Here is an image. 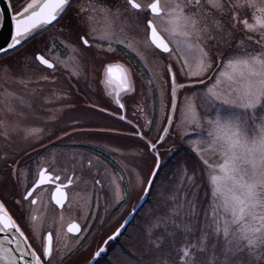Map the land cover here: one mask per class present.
I'll use <instances>...</instances> for the list:
<instances>
[{"label":"rangeland","instance_id":"obj_1","mask_svg":"<svg viewBox=\"0 0 264 264\" xmlns=\"http://www.w3.org/2000/svg\"><path fill=\"white\" fill-rule=\"evenodd\" d=\"M19 1L14 0L13 4L11 3L12 7L16 6L13 7L15 13L29 2L28 0ZM121 1L123 7L127 9L123 10L124 15L120 14L114 20L103 17L102 24L93 26V29L97 31L95 35L101 37L103 42L111 43V40L107 42L106 38H103L102 34L105 32H99V30L106 25L113 27L116 31L118 28L115 26H120L122 28L120 32L115 33L123 34V38H119V41L138 50L137 55L145 69L144 87L156 88L158 93L155 95L157 100L154 102L151 93L145 90L144 95L139 97L141 98L140 103L133 106L145 131L153 124L151 123L153 107H156L157 112H155L157 116L155 127L152 128V135L155 132V136L158 131L162 133L172 113V107L176 110L169 134L173 138H168L166 142L163 138L157 152L154 151L157 155L156 159L160 160L155 175L157 180L155 195L142 212L140 220L129 230L128 241L132 244V251L125 252L124 255L118 253L112 255L107 263L112 264L114 261L121 264L123 261L124 264H174L172 260L169 261L166 258L169 250L162 254L161 249H166L164 241L167 237L173 238L182 234L179 247L180 259L177 264H184L187 258L183 256V252L188 251L191 256V245L198 242L202 231L212 224L213 219L219 222L220 229L215 234V240L230 241L232 237L226 236L224 232L225 221L229 222V228L239 226L244 231H250L259 225V214L264 213V208L257 207L256 219L249 216L247 210L234 217L229 207L242 196L243 185L259 179V173L264 169V164H261L259 160V154L246 153L241 149L226 152L217 145L206 142L204 138L207 137V133L202 132L194 123V118L209 119L215 117L217 113L244 118L245 109L243 108H233L217 103L207 110L208 116H203L205 110L197 107L202 103L198 94L204 87L197 81L205 71L201 63L200 49L206 48L214 61L213 67L207 73L213 81L209 83V87H213V90L221 96H226L229 92L243 94L249 82L254 78L250 77V70L237 61L248 58L249 54L259 56L264 53V27H261L264 23V0H199V5H196L195 0H191L192 7L185 9V15L198 20L196 29L191 26L185 27L182 20L172 22L179 16L178 12L173 11L174 5L186 3L187 0H159L161 7L167 5L171 15H162L159 18L150 16L148 19L153 21L158 32L172 45L176 60L186 72L188 87H190L185 92L177 89L175 94L172 92V81L169 85L167 76L161 71L162 63L165 61L163 57L171 61V56L169 54L163 56L151 48V43L145 36L147 33L145 22L144 27L140 25V21H137L135 17L136 12L128 8L125 0ZM138 1L139 4L145 6L153 0ZM214 2L220 7H213ZM249 3L255 4L256 7H249ZM98 6L96 1H90L89 8L93 17L99 12L95 10ZM146 10L145 7L142 13H138L144 15ZM106 34H110V31L106 30ZM208 36L213 38L209 40ZM112 39L114 43L118 38L115 36ZM96 47L99 50L113 51L110 46H102L101 49L100 46L94 45V48ZM37 54L51 61L56 70H64L73 77L75 75L77 78L84 79L95 69L83 45L73 42L67 33L65 36L59 35L58 28L31 38L19 50L0 58V136L16 139L18 142L21 141V137L30 136L22 140V145H20L22 149L35 144L40 139L38 136L43 135L42 127L47 123H42V121L46 120L47 111H49L47 121L50 123L46 130L53 132L58 128L52 124L57 121V111L60 112L61 109L52 108L53 104H61V101L65 104L71 103V98L67 96L60 97L57 94L56 97L52 96L49 89L55 86L54 80L51 81L53 71L44 68L36 61ZM219 54L223 59L218 65L216 61ZM230 62L233 64L232 67L228 66ZM49 71L52 72L49 73ZM217 82L218 87H216ZM64 87L67 88V85ZM52 97L58 102H52ZM46 101H49V110L44 109L47 107ZM69 112L71 114L63 112L61 116L65 114V118L76 119L77 115ZM257 112L260 114L258 110ZM261 126L260 121L256 122L255 128L249 124L243 132L244 140L250 143L256 139ZM60 129L58 128L59 131L63 130ZM65 135L67 136L68 132ZM180 145L187 147L193 153L196 168H192V165L188 166L187 159L174 166L167 165ZM147 147L148 149H143L140 145L130 142L128 147L123 152L121 151V159L126 163L127 181L133 196L137 194V188L140 189L141 195V188L146 185L142 183L144 177L148 176L150 179L152 176L150 171L154 162L148 150L153 149L149 148L150 146ZM181 157L180 160H182ZM4 162L6 161L2 163ZM163 165H165L164 168H162ZM168 167L171 171L166 170ZM201 174L204 175L209 188L207 191L209 200L204 206L202 201L206 200V190L202 189V184L198 181ZM89 180H93L91 176ZM89 188L90 183L85 186L84 191ZM12 190L13 187L8 177L0 173V191L10 194ZM257 191L264 192V186L258 185ZM87 196L85 194L83 199L76 197L70 199L67 208L60 213L59 221L61 218L64 221L72 218L83 219L87 208ZM241 215L248 216L246 224L242 222ZM153 224L157 226L152 227ZM216 250L219 251V246ZM89 251L93 253V250ZM210 256L211 253L207 257L201 256L200 258L203 260ZM219 264H227V261L221 258Z\"/></svg>","mask_w":264,"mask_h":264},{"label":"flooded vegetation","instance_id":"obj_2","mask_svg":"<svg viewBox=\"0 0 264 264\" xmlns=\"http://www.w3.org/2000/svg\"><path fill=\"white\" fill-rule=\"evenodd\" d=\"M90 1H96L98 4L100 2L73 0L71 7L66 9L60 20L43 32L58 28L59 35L65 36L67 33L73 42L83 45L90 63L95 66L90 75L82 79L75 75L73 77L64 70H56L51 61L53 64L51 69L42 65L53 71H49L53 76L51 81L54 80L55 83V86L49 89L52 96L56 97L57 94L60 97L71 98V103L65 104L61 101V104L52 105V108L61 109L60 112L57 111V121L52 126L56 125L63 130L59 131L58 128L53 132L46 130L50 123L47 121L49 117L47 111L46 120L42 121L47 123L42 127L44 136H38L40 139L38 138L39 141L35 144L22 149L20 146L22 140L30 136L21 137L20 142L0 136V173L8 177L13 187L10 194L0 191V200L14 221L22 226L21 231L31 246H34L33 249L40 250L37 252L38 255H42V245L47 244V237L52 236L51 264H89L100 248H104L105 252L93 262L103 264L119 249H127L129 230L140 220L142 212L153 199L157 184L154 176L146 196L145 190L140 195L139 188L136 189L137 194L133 196L127 181L126 163L121 159V151L123 152L130 142L140 145L143 149H148L147 146L151 148V142H155L156 147L148 150L154 162L150 172H154L157 163L154 151L157 152L161 142L160 131L156 136L155 132L152 135V128L154 129L157 120L156 107H153L152 111L153 124L145 131L133 106L140 103L139 97L144 95L145 90L151 93L152 100L156 102L157 90L144 87L145 69L137 55L138 50L119 41L123 34L115 33L120 32L122 29L120 26H115L118 28L116 31L106 25L99 30L105 32L102 35L107 42L111 40L112 43L115 36L118 38L112 44L103 42L101 37L95 35L97 31L93 26L102 24L105 15L98 12L93 17L89 8ZM125 1L128 8L136 12L135 17L140 21V25L143 26L145 22L147 27L150 20L148 18L153 16L149 5L156 0L145 6L139 4L138 0H133L140 5L139 9H133L128 0ZM158 2L160 4L159 0ZM123 6L121 0H112L110 5L114 10H119V15H124L123 10H127ZM145 7L147 12L144 15L140 14ZM84 19L89 20L87 27L84 25ZM106 30H109L110 34H106ZM85 32L88 33L85 37L88 40L87 45L79 39V35ZM145 36L149 40L148 28ZM93 44L100 46L101 49L110 46L113 51L99 50L97 47L94 48ZM169 45L171 50L165 53L151 43V48L159 54L171 56V61L163 57L165 61L162 63L161 71L167 76L169 85L173 74L177 75L179 81L188 85L185 82L188 79L186 72L176 60L172 45ZM220 54L222 55L223 51ZM220 54L216 61L218 65L223 59ZM169 67L173 69V73L168 72ZM109 68L112 69L111 73L108 72ZM124 76L128 77L132 85L127 91L124 90ZM187 89L186 87L181 91L185 92ZM118 99L119 104L116 102ZM51 101L58 102L54 98ZM46 102L47 107L44 109L49 110V101ZM69 111L72 115H77L76 119L65 118V114L61 116L63 112L70 113ZM168 136L164 142L168 138H173L171 135ZM3 161L6 162L2 163ZM90 176L93 179L91 181ZM88 183L90 188L84 191ZM146 185L145 187L143 185V189ZM29 192H32V195L28 200H24L23 197ZM85 194L88 195V200L83 219L72 218L64 221L61 218L59 221L60 213L67 208L70 199L75 197L83 199ZM142 197V204L138 206ZM32 200H36V204H32ZM131 214L130 223L119 236L106 243L108 236L113 235ZM89 250H93V253ZM44 264H48V261Z\"/></svg>","mask_w":264,"mask_h":264},{"label":"snow or ice","instance_id":"obj_3","mask_svg":"<svg viewBox=\"0 0 264 264\" xmlns=\"http://www.w3.org/2000/svg\"><path fill=\"white\" fill-rule=\"evenodd\" d=\"M128 3L133 9H139L140 5L133 3V0H128ZM196 5H199V0H195ZM112 0H100L99 6L96 11H99L109 19H116L119 17V10L110 7ZM249 7H256L255 4L249 3ZM71 7V0H45L42 4H29L19 15L12 16L13 31L11 34V43L7 45L8 49L15 48L21 43V38H27L30 33L35 30L47 26L53 25L54 22L58 21V17L62 14L66 8ZM192 7L191 0H187L186 3H176L174 5V12H178L179 16L173 20V23L183 21L185 27L191 26L193 29L198 27V20L194 17L185 15V9ZM213 7H220L218 3H213ZM39 8V11L34 9ZM151 13L154 17H161L162 15H171L167 5L161 7L158 0L149 5ZM31 11V15L26 14ZM83 19V17H82ZM89 24L88 19H84V25L87 27ZM264 27V23L261 24ZM147 28L151 30L150 35L152 43L157 48H161L162 51L168 52V46L162 40H160L157 29L153 24L152 20L147 23ZM88 35L87 32L79 35V39L83 40L84 44H88V40L85 38ZM213 37L208 36L207 39L211 40ZM157 40H160L157 43ZM6 51V50H5ZM201 63L205 68L202 76L198 79V83L203 84L204 87L200 89L198 98L201 100V105L205 111L203 116H208V109L213 108L217 103L228 105L233 108L245 109V116L242 119L239 116L233 117L231 115H222L217 113L215 117L209 119L194 118L195 126L201 129L202 132L207 133L206 142L217 145L220 149L226 152H231L235 149H241L246 153L259 154V160L261 164H264V53L261 55L249 54L248 58L237 61L242 63L244 67L248 68L250 77L254 78L248 84L247 89L243 94L238 92H229L226 96H221L213 87H209V83H212V79L208 77L207 73L213 67V57L206 48L200 49ZM35 59L40 64L46 65L48 68H52V64L41 56H36ZM235 59V57H233ZM229 67L233 64L230 62ZM112 69L109 68L108 72L111 73ZM169 73H173V69L169 67ZM125 91L132 87L128 81V77L124 76ZM207 81V82H206ZM218 82L216 87H218ZM188 87L183 81H179L177 75H172V92L175 94L177 89H183ZM120 103L119 99L116 101ZM123 107V105H121ZM257 110L260 114H258ZM123 119V117H122ZM260 121L262 126L259 129V136L252 140L250 143L246 142L243 138V132L249 124L255 128L256 122ZM203 138V137H202ZM155 142L151 143V148H155ZM232 159V157H230ZM152 176L155 173H151ZM143 184L151 186L152 181L148 176L144 177ZM264 186V169L259 173V179L253 180V182L242 186V196L235 200L231 205L230 209L235 217L237 214H243L247 210L248 215L253 219H256L258 213L256 212L257 207L264 208V192H258L257 186ZM143 187L141 192H143ZM32 192H29L23 197L24 200H28ZM32 204H36V200L31 201ZM59 203V201H58ZM4 203H0V209L4 208ZM260 223L254 229L250 231H244L239 226L228 227L229 222L225 221V235L231 236L230 241H216L215 234L220 231L219 222L215 219L212 220V224L202 231V236L196 244L191 245L192 253L191 256L188 251L183 252V256L187 258L184 264H219L220 259L227 261V264H264V213L259 214ZM243 223H247L248 216L241 215ZM157 226L153 224L152 227ZM21 227L16 221L9 216L6 224L0 225V229L7 233V230L11 229L14 233H18L21 238L24 239L25 246L29 247V252L32 258L28 261V264H44L48 261L51 264L50 257L52 255V236L47 237V244L42 245V255H38L39 249L31 250L34 246L28 245V239L25 234L21 231ZM75 227V225H73ZM71 231V229H69ZM79 231V229H77ZM120 233L117 232L116 235ZM115 236L109 235L108 240L115 239ZM207 241V242H206ZM210 242V243H209ZM246 242V243H245ZM219 246V251H217ZM17 247H20L17 244ZM151 247V246H150ZM105 249L100 248L99 252L96 253L99 256L104 253ZM211 253L210 258L201 259V256L207 257ZM258 253V255H257ZM121 264H124L122 261Z\"/></svg>","mask_w":264,"mask_h":264},{"label":"water","instance_id":"obj_4","mask_svg":"<svg viewBox=\"0 0 264 264\" xmlns=\"http://www.w3.org/2000/svg\"><path fill=\"white\" fill-rule=\"evenodd\" d=\"M72 1L73 0H71V2ZM44 2H45V0H30L20 11H17L16 13H13V11L11 9V6H10L9 0H0V57L5 56L7 54H10V53L16 51L17 49L22 47L33 36L44 32L46 29H48L49 27L52 26V25L51 26H47L46 29L44 27H41V28L35 30L33 33H30L27 38H21V43L18 44L15 48H13V49H8L7 48V45L9 43H11V34H12V31H13L12 16L13 15H19L20 13H22L24 11V9L26 7H28L29 4H37L38 3V4H40L42 6V4ZM154 2H157V1H154ZM34 10L35 11H39V8H36ZM31 11L32 10H30L29 13L26 14L25 19H27V16L31 15ZM62 14L59 15L58 20L60 19ZM56 22H54L53 25ZM150 32H151V30L149 29V40L152 43ZM157 34H158L160 40H162L165 44H167L165 42V40L162 38V36L158 32H157ZM160 40H157V43H159ZM152 45L155 48H157L155 46V44L152 43ZM157 49L160 50L161 52H164V51H162L161 48H157ZM168 49H169V46H168ZM37 56H41V55L38 54ZM43 59H45V58H43ZM49 63H51V62H49ZM43 66L47 67L46 65H43ZM52 68H53V64H52ZM172 108H173L172 113H170V115L168 117V120H167V123H166V126L164 127V129H163V131L161 133L162 134L161 135V140L168 136V134L170 132V129L172 127V124L174 122V115H175V110L176 109H174V107H172ZM159 163H160V161L157 159V165H156L155 170H154L153 173H156V171H157V169L159 167ZM153 177L154 176H151V178H150L151 181H152ZM149 187L150 186L147 184V187H146V190H145V196L148 194ZM142 199H141V201H140L138 206H140L142 204V201H143ZM9 216H10L9 213L7 212V210L5 208L0 209V225L6 224L8 222ZM131 218H132V214L124 221L122 226L112 236H115L117 238L119 236V235H116L117 232L121 233L124 230V228L128 225V223H130ZM115 239H113V240H115ZM109 241L110 240H107L106 243L109 242ZM17 244H19L20 247H17ZM28 245L31 246L29 244V242H28ZM31 250H33V248ZM97 257L98 256L95 255V257L92 259V261L89 264H93V262L95 261V259ZM30 259H34V258H32L31 255H30L29 247L25 246L24 239L21 238L18 233H14L11 229L7 230V233L5 231H3L2 229H0V264H28V261Z\"/></svg>","mask_w":264,"mask_h":264},{"label":"trees","instance_id":"obj_5","mask_svg":"<svg viewBox=\"0 0 264 264\" xmlns=\"http://www.w3.org/2000/svg\"><path fill=\"white\" fill-rule=\"evenodd\" d=\"M13 1L14 0H10V3L13 4ZM16 1H19V0H16ZM15 4L16 3H14V5ZM13 7L15 8L16 6H13ZM175 156H173V158L170 159V162L167 163V165H170L171 164L172 166H174L175 164L179 163L180 161L185 162V159H187V165L188 166L192 165L193 166L192 168H196V160H195V157L193 156V153H191L187 147H185L183 145H180L177 148L176 152H175ZM180 157L182 158V160H180ZM164 166L165 165H163L162 168H164ZM170 167L166 168V170H169L170 169V171H171V168ZM165 176L167 178L168 177V173L165 174ZM198 181L202 184V189L203 190L204 189L206 190V200L205 201H202L203 206H204V204H206L208 202V200H209L208 193H207V191H209V188H208V186H207V184L205 182V177H204L203 174H201V176L198 178ZM181 239H182V234H178V236H174L173 238H171V237L168 238L167 237L166 240L164 241V244L166 245L165 246L166 249H161L162 254L168 252V250H169V255L166 258L169 261L172 260L173 261L172 263H174V264H177L178 263V260L180 259V250H179V247H180ZM126 248L127 249H125V250H123V249L120 250L119 249L117 253L119 255H124L125 252H131L132 251V244L129 241H127V247ZM110 260H111V257H108L107 261L109 262ZM107 261H105L104 263L106 264ZM107 264H109V263H107ZM112 264H118V263H116V262L113 261Z\"/></svg>","mask_w":264,"mask_h":264}]
</instances>
